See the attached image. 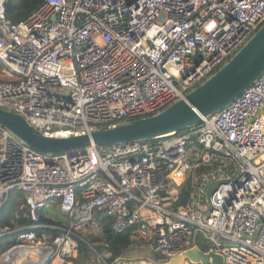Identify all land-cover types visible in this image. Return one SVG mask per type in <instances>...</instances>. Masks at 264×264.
I'll use <instances>...</instances> for the list:
<instances>
[{
    "label": "built area",
    "instance_id": "obj_1",
    "mask_svg": "<svg viewBox=\"0 0 264 264\" xmlns=\"http://www.w3.org/2000/svg\"><path fill=\"white\" fill-rule=\"evenodd\" d=\"M8 1L0 107L46 135L159 112L264 22V0H44L17 22ZM14 190L29 221L0 227V238L12 236L4 249L16 264H35L27 247L74 262L81 241L98 262L125 264L88 241L104 218L129 233L127 248L150 252L140 260L166 261L203 240L224 264H264V71L223 108L150 138L43 152L0 124V207Z\"/></svg>",
    "mask_w": 264,
    "mask_h": 264
},
{
    "label": "water",
    "instance_id": "obj_2",
    "mask_svg": "<svg viewBox=\"0 0 264 264\" xmlns=\"http://www.w3.org/2000/svg\"><path fill=\"white\" fill-rule=\"evenodd\" d=\"M263 71L264 22L227 62L192 88L185 97L177 99L157 113L87 133L46 135L33 128L22 114L0 107V124L29 146L43 152H66L83 149L91 144L108 145L150 138L183 129L200 121L202 116L223 108L238 97ZM52 251V247L23 248V253L36 258L35 264H47ZM7 253L17 255L12 248L4 250L2 256ZM105 258H109V255H105ZM186 261L195 264H224V256L221 252L203 249L196 244L166 261L142 259L138 264H184Z\"/></svg>",
    "mask_w": 264,
    "mask_h": 264
},
{
    "label": "trees",
    "instance_id": "obj_3",
    "mask_svg": "<svg viewBox=\"0 0 264 264\" xmlns=\"http://www.w3.org/2000/svg\"><path fill=\"white\" fill-rule=\"evenodd\" d=\"M44 0H9L7 2L6 14L7 16L17 22L28 16L32 11L39 7ZM21 196V193L17 190L12 191L9 194V198L5 204L0 207V227L8 226L9 228L14 227L16 224L27 223L29 220L24 216L23 212L25 207H20L21 199H18ZM43 221H50L49 218L44 216L41 217ZM6 239V240H5ZM5 240V243H3ZM129 240L128 232H116L113 230L110 224V219L104 218L102 223V233L100 236L94 238L90 237L89 242H97L101 244H96L95 248L99 252L107 250L110 253L109 260L115 256L123 255L126 250V242ZM12 241V236H5L0 238V248L4 250V245H8ZM199 245L203 249H207L205 243L199 242ZM80 255L77 257L75 262H86L89 260V257L92 256L93 250L84 243H79ZM138 264L137 259L132 260L130 264ZM77 264V263H74Z\"/></svg>",
    "mask_w": 264,
    "mask_h": 264
},
{
    "label": "crops",
    "instance_id": "obj_4",
    "mask_svg": "<svg viewBox=\"0 0 264 264\" xmlns=\"http://www.w3.org/2000/svg\"><path fill=\"white\" fill-rule=\"evenodd\" d=\"M8 236L11 237V235H8ZM138 249H140V248L139 247H129V248H127L126 252L123 254V256H125V260H124L125 264H130V262H132V260H135V259H137L138 262L140 261L139 257L141 255V253L138 252ZM18 258L20 259L21 257H18ZM75 261H77V260H75ZM75 261L74 262H71V261L62 262L59 258H54L52 260H48L47 264H74V263L86 264V262H83V261H81V262H79V260H78V262H75Z\"/></svg>",
    "mask_w": 264,
    "mask_h": 264
},
{
    "label": "rangeland",
    "instance_id": "obj_5",
    "mask_svg": "<svg viewBox=\"0 0 264 264\" xmlns=\"http://www.w3.org/2000/svg\"><path fill=\"white\" fill-rule=\"evenodd\" d=\"M2 74L5 75V73H2ZM199 242L204 243L203 240H200ZM3 243H5V240H3ZM4 250L2 248H0V256L3 253ZM138 252H140L141 253L140 256H143V257H148V256L150 257L151 256L150 252L147 249H138ZM95 257H96V254L93 252L92 256L89 257V260L87 261L86 264H103L101 262H98Z\"/></svg>",
    "mask_w": 264,
    "mask_h": 264
},
{
    "label": "bare ground",
    "instance_id": "obj_6",
    "mask_svg": "<svg viewBox=\"0 0 264 264\" xmlns=\"http://www.w3.org/2000/svg\"><path fill=\"white\" fill-rule=\"evenodd\" d=\"M7 257V258H6ZM14 256H12V255H8V254H6L5 255V258H4V261H6V262H10L11 264H16L15 262H13V258Z\"/></svg>",
    "mask_w": 264,
    "mask_h": 264
}]
</instances>
